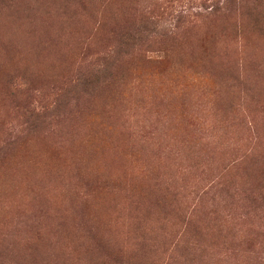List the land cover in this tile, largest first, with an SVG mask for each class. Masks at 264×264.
I'll list each match as a JSON object with an SVG mask.
<instances>
[{"label": "rangeland", "instance_id": "374dc122", "mask_svg": "<svg viewBox=\"0 0 264 264\" xmlns=\"http://www.w3.org/2000/svg\"><path fill=\"white\" fill-rule=\"evenodd\" d=\"M0 264H264V0H0Z\"/></svg>", "mask_w": 264, "mask_h": 264}]
</instances>
